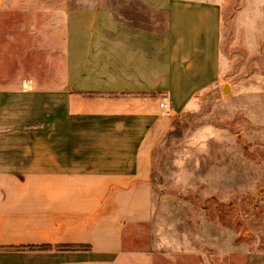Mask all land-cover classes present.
<instances>
[{
  "label": "crops",
  "instance_id": "0c3cea01",
  "mask_svg": "<svg viewBox=\"0 0 264 264\" xmlns=\"http://www.w3.org/2000/svg\"><path fill=\"white\" fill-rule=\"evenodd\" d=\"M64 1L98 20L97 38L71 41L81 52L55 55L62 86L0 87V264L126 258L124 228L154 215L153 152L171 122L161 102L185 109L219 78L222 0Z\"/></svg>",
  "mask_w": 264,
  "mask_h": 264
},
{
  "label": "rangeland",
  "instance_id": "374dc122",
  "mask_svg": "<svg viewBox=\"0 0 264 264\" xmlns=\"http://www.w3.org/2000/svg\"><path fill=\"white\" fill-rule=\"evenodd\" d=\"M222 2L219 78L185 109H166L170 129L151 164L153 219L128 225L117 264H264V0ZM66 3L21 0L9 11L2 0L0 87L62 86L50 79L65 72L55 55L81 52L71 41L97 38L98 20ZM160 30L148 26L154 37Z\"/></svg>",
  "mask_w": 264,
  "mask_h": 264
},
{
  "label": "trees",
  "instance_id": "16d2710c",
  "mask_svg": "<svg viewBox=\"0 0 264 264\" xmlns=\"http://www.w3.org/2000/svg\"><path fill=\"white\" fill-rule=\"evenodd\" d=\"M128 226H126L123 230V243H124V237H125V229L127 228ZM26 249H30V250H36V249H41V250H45V249H49V247L47 246H31V247H25ZM59 248H64V249H73V250H76V249H87V247H84V246H60Z\"/></svg>",
  "mask_w": 264,
  "mask_h": 264
},
{
  "label": "built area",
  "instance_id": "2783aa9c",
  "mask_svg": "<svg viewBox=\"0 0 264 264\" xmlns=\"http://www.w3.org/2000/svg\"><path fill=\"white\" fill-rule=\"evenodd\" d=\"M161 107H163V109H165L164 111L166 113L167 112V110H166V104L165 103H161Z\"/></svg>",
  "mask_w": 264,
  "mask_h": 264
}]
</instances>
